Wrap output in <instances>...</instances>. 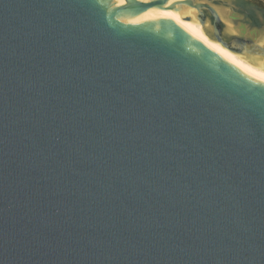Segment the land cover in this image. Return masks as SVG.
<instances>
[{"label": "water", "instance_id": "1", "mask_svg": "<svg viewBox=\"0 0 264 264\" xmlns=\"http://www.w3.org/2000/svg\"><path fill=\"white\" fill-rule=\"evenodd\" d=\"M232 0H0V264H264V27Z\"/></svg>", "mask_w": 264, "mask_h": 264}, {"label": "bare ground", "instance_id": "2", "mask_svg": "<svg viewBox=\"0 0 264 264\" xmlns=\"http://www.w3.org/2000/svg\"><path fill=\"white\" fill-rule=\"evenodd\" d=\"M150 12L157 17H164L173 20L182 28H184L187 32H189L193 37H195L208 48L216 52L219 56L234 65L236 68H238L245 74L251 76L252 78L264 82V70L262 68L251 64L247 59L242 58L241 55L229 51L228 49L224 48L220 43L207 38L202 33V26L200 23H194L193 29H190L181 22L176 12L165 10L161 7L153 8Z\"/></svg>", "mask_w": 264, "mask_h": 264}, {"label": "flooded vegetation", "instance_id": "3", "mask_svg": "<svg viewBox=\"0 0 264 264\" xmlns=\"http://www.w3.org/2000/svg\"><path fill=\"white\" fill-rule=\"evenodd\" d=\"M232 3L237 14L252 28L264 27V0H232Z\"/></svg>", "mask_w": 264, "mask_h": 264}]
</instances>
